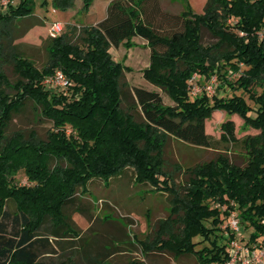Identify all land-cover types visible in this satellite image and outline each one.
Returning <instances> with one entry per match:
<instances>
[{
  "label": "trees",
  "instance_id": "obj_1",
  "mask_svg": "<svg viewBox=\"0 0 264 264\" xmlns=\"http://www.w3.org/2000/svg\"><path fill=\"white\" fill-rule=\"evenodd\" d=\"M93 1L83 0L82 7L88 9ZM185 2L187 8L176 15L180 27L165 32L148 17L153 6L160 9L158 0H111L107 15L97 24L79 31L73 25L55 37L48 34L43 40L48 59L42 66L15 41L45 22L21 27L22 20L36 14L35 0L17 4L8 0L7 10L0 7V264H53L40 259L39 245L47 246V252L55 249L50 236L63 248L69 239L80 238L89 264H106L112 255L131 249L134 242L120 224L114 227L121 233V242L110 248L105 245L109 237L102 243L91 234L86 238L90 229L100 231L104 226L94 223L100 216L94 215L90 201H84L90 180L109 186L125 178L131 168L136 181L170 195V212L158 221L153 236L141 241L145 255L190 253L198 264H205L226 260L232 238L263 242L264 0H208L202 13ZM74 3L52 0L60 8ZM204 29L217 40L205 43ZM136 35L146 38L151 48L145 78L171 95L175 105H165L159 91L141 86L134 87V103L123 105L121 79L127 66L110 48L124 42L131 45ZM5 65L12 66L13 80ZM58 67L70 79L66 87L46 82ZM233 71L240 72L236 79H231ZM194 72L206 78L219 72L217 88L227 85L233 93L212 96L203 89L193 96L188 79ZM238 89L244 93H237ZM28 101L52 123L46 136L33 128L9 132L15 114ZM217 109L238 113L245 127L260 130L243 138L248 161L239 164L220 154L187 166L186 178L177 180L165 166L168 139L213 144L206 119ZM222 128L223 136L238 139L233 119L223 121ZM21 169L33 183L12 182V172ZM102 199L111 204L107 195ZM9 200L16 204L15 235L10 237L5 234ZM234 210L243 235L224 227ZM76 212L90 221L86 230L75 220ZM45 222L47 237L39 233ZM60 264L74 263L67 258ZM125 264L149 263L134 257Z\"/></svg>",
  "mask_w": 264,
  "mask_h": 264
},
{
  "label": "rangeland",
  "instance_id": "obj_2",
  "mask_svg": "<svg viewBox=\"0 0 264 264\" xmlns=\"http://www.w3.org/2000/svg\"><path fill=\"white\" fill-rule=\"evenodd\" d=\"M20 0H12L13 4H17ZM111 0H94L91 6L83 8V0H75L73 6L69 8H60L52 4V0H35V15L22 20L21 27L32 21L45 20L44 24L36 25L31 28L25 35L18 37L15 41L20 42L19 49L30 54L38 66H42L48 59V53L44 45V38L48 35L49 22L59 20L65 25L64 30L70 29L76 25L78 31L84 25L97 24L102 20L108 11V5ZM208 0H187L190 7L198 13H202ZM159 10L154 6L148 13L149 19L162 31L169 32L172 29L178 28L181 25V20L176 17L181 11L187 8L185 0H158ZM2 10H7L8 4H4L0 0ZM171 29V30H170ZM209 30H203V41L210 43L216 41ZM113 56L117 60H121L127 69L121 79L123 86V105L133 104L135 101L134 87L141 86L151 90H157L162 95L165 105H175L176 101L162 87L152 83L145 78L143 70L150 64L151 48L146 38L136 35L132 38L131 45L121 43L119 46L110 48ZM11 79L16 75L11 65H5ZM57 69H62L58 67ZM56 69V70H57ZM55 70V72H56ZM52 75H54V73ZM238 71H233L232 78L236 79L239 76ZM217 76L218 83L220 82L219 72H214L210 76ZM231 75V74H230ZM205 77L204 74L194 72L188 79L189 92L196 96L202 92H196L197 88H203L210 83L211 77ZM199 81V82H197ZM218 85V84H217ZM212 88L208 91L210 95H228L232 94L233 90L227 85L225 88ZM258 91H261V86H256ZM237 93H244L242 89H238ZM251 104H254L253 99L249 97V93L245 92ZM141 118V114H138ZM231 118L235 122V134L238 139H231L224 135L222 122ZM52 123L47 118L40 116L35 109L34 103L28 101L27 106L15 114L9 128V132L15 129H36L40 135L46 136L48 128ZM260 130L255 127H245L243 118L238 113H228L223 109L215 110L212 115L206 119V132L211 135L213 144L197 145L171 136L165 146V166L166 169L174 174L177 180L186 178L185 168L196 163L214 159L220 154H226L231 160L245 164L249 159L248 147L243 139L248 134H256ZM12 182L16 184H30L32 180L28 178L27 173L21 169L18 172H12ZM92 181H95L92 183ZM33 183V182H32ZM98 183V184H96ZM101 183V184H99ZM88 192L85 194L84 201H90L89 205L94 215L100 216L97 222L103 225L102 230L90 229L86 233L97 236V242H105L109 237V242H105L107 247H112L113 244L121 242V233L114 227V224L125 226L130 240L134 244H130L131 249H124L112 255L106 264H125L131 258L145 259L149 264H198L197 257L194 254L176 255L170 251H152L148 256L144 254L141 241L153 236L157 223L160 219L165 218L170 212V195L166 191L157 190L150 183H139L134 177V170L131 168L125 178L115 179L111 185L106 186L99 179L90 180L88 183ZM102 185V186H101ZM81 188V187H80ZM103 195L108 196L109 202L102 199ZM9 216L5 218L7 224L6 236H14V214L16 213V204L13 200H9L7 204ZM75 220L80 225L82 230H86L90 221L88 218L76 212ZM97 220V219H96ZM50 221V220H48ZM226 219L224 223L226 224ZM224 224V225H225ZM47 225L45 222L40 235L47 237ZM98 227V225H97ZM110 233V235H105ZM243 235V231L240 232ZM90 235V236H91ZM88 239V238H87ZM51 242L55 247L54 251L47 252V246H40L43 251L40 259L48 260L53 264H60L63 260L70 258L74 264H89L83 256L81 239H69L66 247H61L53 236H50ZM75 241V242H72ZM95 253V252H94Z\"/></svg>",
  "mask_w": 264,
  "mask_h": 264
},
{
  "label": "built area",
  "instance_id": "obj_3",
  "mask_svg": "<svg viewBox=\"0 0 264 264\" xmlns=\"http://www.w3.org/2000/svg\"><path fill=\"white\" fill-rule=\"evenodd\" d=\"M4 4L8 0H2ZM65 25L59 20L51 21L48 27V34L50 36H57L64 31ZM46 82L50 86H68L70 79L63 69H57L54 75H50ZM218 84L217 76L214 75L210 79V83L206 84L202 89L197 88L196 92L200 90L212 91V88ZM228 225L231 231L240 234V217L237 211H232L228 221L224 225ZM205 264H264V240L263 242H244L238 237L232 238L229 242V255L224 261H211Z\"/></svg>",
  "mask_w": 264,
  "mask_h": 264
},
{
  "label": "crops",
  "instance_id": "obj_4",
  "mask_svg": "<svg viewBox=\"0 0 264 264\" xmlns=\"http://www.w3.org/2000/svg\"><path fill=\"white\" fill-rule=\"evenodd\" d=\"M49 24H50V22H49ZM48 27H49V25H48ZM122 179V178H121ZM95 181H92V183H94ZM96 184H98V183H96ZM99 184H101V183H99ZM102 186V185H101Z\"/></svg>",
  "mask_w": 264,
  "mask_h": 264
}]
</instances>
